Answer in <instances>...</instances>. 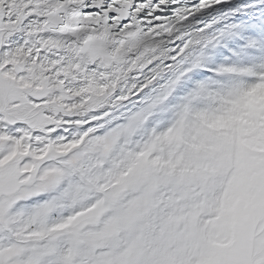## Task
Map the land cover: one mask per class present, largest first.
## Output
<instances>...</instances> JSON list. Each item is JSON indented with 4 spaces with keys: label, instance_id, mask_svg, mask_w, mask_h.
I'll return each instance as SVG.
<instances>
[{
    "label": "snow or ice",
    "instance_id": "6c2138e0",
    "mask_svg": "<svg viewBox=\"0 0 264 264\" xmlns=\"http://www.w3.org/2000/svg\"><path fill=\"white\" fill-rule=\"evenodd\" d=\"M257 3L0 0V264H264Z\"/></svg>",
    "mask_w": 264,
    "mask_h": 264
},
{
    "label": "bare ground",
    "instance_id": "6f19581e",
    "mask_svg": "<svg viewBox=\"0 0 264 264\" xmlns=\"http://www.w3.org/2000/svg\"><path fill=\"white\" fill-rule=\"evenodd\" d=\"M232 4H244V3H250V0H229ZM256 8H260L261 6H264V0H259V3H257ZM236 16L242 15V13L237 12L235 14ZM227 22H235V20L230 17L229 21ZM256 104H264V89H259L252 94H250V99L247 102L246 107L253 108Z\"/></svg>",
    "mask_w": 264,
    "mask_h": 264
}]
</instances>
